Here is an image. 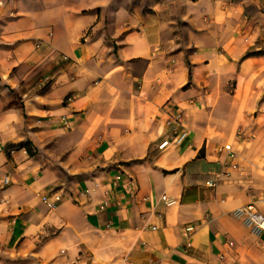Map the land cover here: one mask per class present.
<instances>
[{"label":"crops","instance_id":"crops-1","mask_svg":"<svg viewBox=\"0 0 264 264\" xmlns=\"http://www.w3.org/2000/svg\"><path fill=\"white\" fill-rule=\"evenodd\" d=\"M0 140V264H264V0H0Z\"/></svg>","mask_w":264,"mask_h":264},{"label":"built area","instance_id":"built-area-1","mask_svg":"<svg viewBox=\"0 0 264 264\" xmlns=\"http://www.w3.org/2000/svg\"><path fill=\"white\" fill-rule=\"evenodd\" d=\"M65 59H69L68 55H64ZM69 99L71 100L72 97L69 96ZM66 119V118H64ZM167 123L172 126V132L170 133L169 137L164 139L161 144L159 145L161 148H165L170 145H179L182 144L184 141L187 140L189 137V128L187 121L184 117L183 111H179L176 113H171V116L167 119ZM221 151H226L227 157L229 159H232L233 161L230 162V166L232 168H238L239 165L237 162L234 161L236 156V151L233 148L231 144H225L221 145L219 147ZM0 150H4V146L0 140ZM16 148L13 147L10 149V152H15ZM231 171H227L224 174L226 176L231 175ZM220 176V175H219ZM11 181L10 176H6L4 179V183L8 184ZM115 183L116 185H122V188H124L128 192L135 191L134 183L132 178L124 177V173L122 171H119L115 175ZM207 184L209 186H216L218 184V180L210 179L207 181ZM89 190H83L80 192V197H85L88 195ZM64 198V195L62 193H55L52 197L48 195H43V200L46 202L47 206L50 208H55L58 204V202L62 201ZM162 199L165 201V203L169 204L171 202V199L167 197L166 194L163 195ZM6 199L2 198L0 199V202H5ZM109 205V199H105L100 203V208L105 209ZM235 214L242 218L244 222L249 225L257 234H260L264 231V197L256 198L255 200L242 205L241 207H238L235 210ZM111 223H107V227H110ZM194 230V226H189L187 228V231L189 233H192ZM87 255V254H86ZM84 257V255H83Z\"/></svg>","mask_w":264,"mask_h":264},{"label":"rangeland","instance_id":"rangeland-1","mask_svg":"<svg viewBox=\"0 0 264 264\" xmlns=\"http://www.w3.org/2000/svg\"><path fill=\"white\" fill-rule=\"evenodd\" d=\"M15 101H12V103H14Z\"/></svg>","mask_w":264,"mask_h":264},{"label":"trees","instance_id":"trees-1","mask_svg":"<svg viewBox=\"0 0 264 264\" xmlns=\"http://www.w3.org/2000/svg\"><path fill=\"white\" fill-rule=\"evenodd\" d=\"M28 143V142H27Z\"/></svg>","mask_w":264,"mask_h":264}]
</instances>
